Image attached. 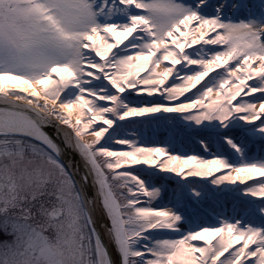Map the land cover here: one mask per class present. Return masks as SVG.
<instances>
[{
	"label": "snow or ice",
	"instance_id": "1",
	"mask_svg": "<svg viewBox=\"0 0 264 264\" xmlns=\"http://www.w3.org/2000/svg\"><path fill=\"white\" fill-rule=\"evenodd\" d=\"M0 264H264V0H0Z\"/></svg>",
	"mask_w": 264,
	"mask_h": 264
}]
</instances>
